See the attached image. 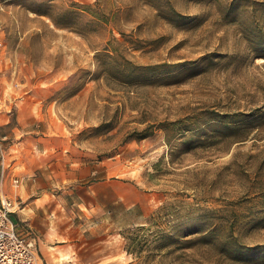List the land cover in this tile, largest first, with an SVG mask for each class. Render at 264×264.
<instances>
[{
  "label": "rangeland",
  "instance_id": "obj_1",
  "mask_svg": "<svg viewBox=\"0 0 264 264\" xmlns=\"http://www.w3.org/2000/svg\"><path fill=\"white\" fill-rule=\"evenodd\" d=\"M18 106L147 195L137 224L97 215L96 264H264V0H0V113ZM30 135L8 159L33 163Z\"/></svg>",
  "mask_w": 264,
  "mask_h": 264
},
{
  "label": "crops",
  "instance_id": "obj_2",
  "mask_svg": "<svg viewBox=\"0 0 264 264\" xmlns=\"http://www.w3.org/2000/svg\"><path fill=\"white\" fill-rule=\"evenodd\" d=\"M28 115L24 106L17 107L15 118L0 113V135L6 136L2 129L9 127L18 136L4 145L5 178L3 174L0 180L1 194L19 203L10 215L18 231L33 239L38 264H96L91 229L98 224L97 215L106 228L117 204L124 225L137 224L147 213V195L122 179H96L91 154L76 145L63 124L50 116L40 125L44 130H38L35 115ZM30 132L36 133L32 140L40 151L33 163L20 151L8 159L7 151L24 147Z\"/></svg>",
  "mask_w": 264,
  "mask_h": 264
},
{
  "label": "built area",
  "instance_id": "obj_3",
  "mask_svg": "<svg viewBox=\"0 0 264 264\" xmlns=\"http://www.w3.org/2000/svg\"><path fill=\"white\" fill-rule=\"evenodd\" d=\"M5 138V135L0 136L1 178L6 168V150L2 142ZM18 204L17 199L0 193V264H38L33 239L18 231L10 215Z\"/></svg>",
  "mask_w": 264,
  "mask_h": 264
},
{
  "label": "trees",
  "instance_id": "obj_4",
  "mask_svg": "<svg viewBox=\"0 0 264 264\" xmlns=\"http://www.w3.org/2000/svg\"><path fill=\"white\" fill-rule=\"evenodd\" d=\"M74 6H75L76 8H80V10H81V9H82V10H85V8H84L83 6L81 7V5L78 4V3H76ZM32 11H34V12H36V13H38V14H44V15H47V16L53 21V23H54L55 25L63 24V23H61V21H59L58 18H55L53 15H51V14H50L48 11H46V10L40 11V10H38V9L33 8ZM72 11H73V10H72ZM72 11H70V10H65V13H70V12H72ZM74 12L76 13V11H74ZM77 13L79 14V12H77ZM91 14H92V13H91ZM92 16L95 17V19H96L97 21L100 20V17H99L98 15H95V14L93 15V14H92ZM97 55L108 56V57H114V55H113V54H110L109 52H103V53H101V54H97ZM126 68H127V67H126ZM137 69H138L137 67L130 65V66L125 70L124 74H125L126 77H128V76L134 74V72H136L135 70H137ZM145 136H147V133H146V132H142V133H140V134L138 135V137H136V138H143V137H145Z\"/></svg>",
  "mask_w": 264,
  "mask_h": 264
}]
</instances>
